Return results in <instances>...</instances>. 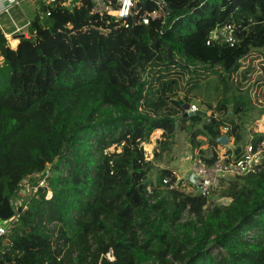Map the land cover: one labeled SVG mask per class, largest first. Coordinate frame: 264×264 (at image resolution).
Listing matches in <instances>:
<instances>
[{"label":"trees","instance_id":"16d2710c","mask_svg":"<svg viewBox=\"0 0 264 264\" xmlns=\"http://www.w3.org/2000/svg\"><path fill=\"white\" fill-rule=\"evenodd\" d=\"M67 2L43 1L17 49L0 30V264H264V153L249 174L222 178L213 194L229 203L209 207L211 196L164 186L171 170L153 184L144 148L162 130L154 158L170 152L181 130L212 165L223 137L235 158L264 142L247 128L264 104L242 90L241 70L264 56V0H166L164 11L139 0L127 26L92 0ZM227 24L235 44L207 45ZM47 169V187L21 196Z\"/></svg>","mask_w":264,"mask_h":264},{"label":"built area","instance_id":"2783aa9c","mask_svg":"<svg viewBox=\"0 0 264 264\" xmlns=\"http://www.w3.org/2000/svg\"><path fill=\"white\" fill-rule=\"evenodd\" d=\"M59 0H48L47 3H56ZM72 0H68L67 5L71 3ZM94 2L95 13L100 15H109L117 19V21H121L123 25L127 26V20L129 18L141 17L140 11L138 9L137 4L139 0H92ZM152 3L161 11H164L167 7L166 0H152ZM20 4L17 0H0V19L4 16H11V11ZM167 13V11L165 12ZM50 14L48 13V16ZM150 16L140 18L138 21L142 20L144 25H149ZM154 16H157L155 14ZM30 23H28L29 25ZM167 24V23H166ZM165 24V25H166ZM15 27L17 25L15 24ZM20 28L17 27L16 30L7 33L4 31L3 27H0V30L7 37H13V39L18 40L20 42V36L24 34H18L20 32ZM236 28L227 24L221 27H217L210 33V37L207 41V45L212 44H230L233 46L236 42L235 36ZM26 37V36H25ZM19 45V44H17ZM18 47V46H17ZM17 49V48H14ZM248 57H245L246 60ZM259 61L264 62V57L262 56ZM258 61V62H259ZM249 62L241 67V70H246L249 68ZM199 108L197 105H191L188 113L198 114ZM211 115V114H210ZM264 153V142L259 143L258 145L249 144L246 148L244 154L240 157L235 158L234 156H230L227 154L219 155V158L212 165L206 164L202 159L197 158L194 160L191 172L195 173L197 178L195 180L193 186V192L199 194L203 197H210L212 193L217 189L218 185L221 183L222 178L224 177H237V176H245L250 172L254 171L255 167L261 164L262 154ZM49 170L42 175L41 179L38 182L39 188L47 187V177ZM180 183H184L178 176H174V178H165L163 180L164 186H169V190L175 189ZM192 184V183H191ZM24 185V184H23ZM37 191V188H35ZM51 197V195H50ZM50 197L47 196V199ZM50 229L53 233V239L56 240L58 238L57 233L55 232L54 226L51 225ZM54 230V231H53ZM8 228L4 226H0V238L7 234ZM61 242H58L55 247L60 246ZM106 258L109 261H114V255L111 256V253L107 254Z\"/></svg>","mask_w":264,"mask_h":264},{"label":"rangeland","instance_id":"374dc122","mask_svg":"<svg viewBox=\"0 0 264 264\" xmlns=\"http://www.w3.org/2000/svg\"><path fill=\"white\" fill-rule=\"evenodd\" d=\"M20 2L18 6H16L12 11H11V16H4L0 19V27H3L4 31L7 33L14 31L19 27L20 32L18 34H24L28 38V34L30 33V24L34 21V17L36 13L39 11L40 7L42 6L43 1L47 2L48 0H17ZM15 24L17 27H15ZM85 34L90 35L92 32L90 30H85L83 31ZM106 33V32H104ZM95 36V42L100 43L102 42L107 35H103L101 33H94ZM8 44L11 48H17L18 40L13 39V37H7ZM261 53H253L251 54L246 60H244L241 64V67H243L244 64L249 62L248 66L249 69L251 70L250 73L248 74L246 82H243V88L242 90L245 91L249 89L250 96L255 102V106L258 110L261 107V102L264 104V99H263V90H264V62L259 61L260 58L263 55H260ZM264 57V56H263ZM259 61V62H258ZM2 63V58L0 57V64ZM205 83V82H204ZM245 83V84H244ZM203 100V99H202ZM259 100V101H258ZM195 104V103H194ZM197 105V104H195ZM198 107V106H197ZM199 108V107H198ZM257 111L254 110V116ZM258 127L255 126V123L248 124L247 128L250 130H253L256 128L257 130H260L261 127L262 129L264 128V121L259 120L257 123ZM154 136V134H153ZM249 136L248 138H250ZM152 138V137H151ZM153 143V142H152ZM145 151L147 155L149 156L150 160H152L156 164V169H154L149 177L150 181L153 184L157 183V178L160 173V170L163 169H173L174 171L177 172V175L179 178H183L185 180V168L187 167L190 163L189 157L191 156L190 149L191 146L189 144V139L187 134L184 131H178L176 133L175 139H174V144L172 145V149L170 152H165L161 153L159 157L154 158V152L153 148L150 147V142L149 144H146L145 146ZM157 149V145L155 147ZM114 148L111 149L113 151ZM161 152V151H159ZM192 152V151H191ZM151 154V156L149 155ZM180 166H185L183 170L181 169ZM179 171H183L182 173H179ZM41 175H36L32 180L28 179L27 181L24 182V185L22 186V193L21 196H27L29 192H31L32 189L35 190V187H32V185L35 186V182L38 183L39 180L41 179ZM186 181L184 183H180L179 185H183L184 189L187 192L193 193V186L186 184ZM221 184V183H220ZM220 184L218 185L217 189L220 187ZM216 189V190H217ZM216 192V191H215ZM213 194V193H212ZM51 195V197H50ZM52 192L48 191L47 196L50 197L49 199L52 198ZM226 203H229L228 200L221 199L219 196V193L217 191V194L211 195V199L209 201V207L214 206V205H225Z\"/></svg>","mask_w":264,"mask_h":264},{"label":"crops","instance_id":"0c3cea01","mask_svg":"<svg viewBox=\"0 0 264 264\" xmlns=\"http://www.w3.org/2000/svg\"><path fill=\"white\" fill-rule=\"evenodd\" d=\"M210 114H211V111H209L208 113H207V115L208 116H210ZM260 120H263L264 121V116H263V118L262 119H260ZM259 122V120H257V121H255L254 123H255V126L256 127H258V123ZM227 131V129H223V132L225 133ZM257 132H262V133H264V128L262 129V127H261V129L260 130H257ZM162 136H163V131L162 130H158V131H156L155 133H154V136H152V138H151V141H150V147L151 148H153V150H155V147H156V145H157V142L158 141H160V140H162ZM251 139V138H250ZM202 140V139H201ZM153 142V143H152ZM233 144H234V140L233 139H230V140H228L227 141V144H225V145H223V146H221V147H219L218 148V154L219 155H224V154H227V155H229V151L230 150H234V146H233ZM208 148H209V145H206V144H204L203 146H202V149L204 150V151H206V150H208ZM192 150L190 149V153H191V156L189 157V160H190V163L188 164V165H186L187 167L185 168V178L184 179H186L187 178V176H188V174L191 172V167H192V164H193V162H194V160L195 159H193V158H195L196 156H198L199 155V151L198 150H196V151H192ZM150 156H151V154H149ZM158 167V166H157ZM181 167V169L183 170V168L185 167V166H180ZM167 170H171L170 168L169 169H167ZM173 173H175L176 175H177V172L176 171H174L173 169L171 170ZM184 171V170H183ZM183 171H179V173H182ZM178 176V175H177ZM182 180H183V178H181Z\"/></svg>","mask_w":264,"mask_h":264},{"label":"water","instance_id":"95a60500","mask_svg":"<svg viewBox=\"0 0 264 264\" xmlns=\"http://www.w3.org/2000/svg\"><path fill=\"white\" fill-rule=\"evenodd\" d=\"M21 38H25V35H21V36H20V39H21ZM183 108H184V110H185L184 118L192 117V116L195 115V114H193V113H188V112H187V111L189 110V108H190V105H189V104H184ZM177 125H178V124H177ZM227 141H228L227 137H223V138H221V139L219 140V142L222 143L223 145L227 144ZM196 178H197V176H196V174L193 173V172H190V173L188 174V176H187V179H188L192 184L195 183ZM0 226H4V224H1V223H0ZM4 227L6 228V226H4ZM110 253H111V256H113V251H110Z\"/></svg>","mask_w":264,"mask_h":264},{"label":"clouds","instance_id":"9594fccd","mask_svg":"<svg viewBox=\"0 0 264 264\" xmlns=\"http://www.w3.org/2000/svg\"><path fill=\"white\" fill-rule=\"evenodd\" d=\"M13 49V48H12ZM195 105V104H194ZM184 113H185V110H184ZM212 114V113H211ZM146 145V144H145ZM145 148V147H144ZM148 156V155H147ZM148 159L150 160V158H149V156H148ZM176 174L175 173H173V176H172V178H174V176H175ZM177 176V175H176ZM181 179V178H180ZM182 180V179H181ZM188 179L186 178L185 180H182V181H187Z\"/></svg>","mask_w":264,"mask_h":264}]
</instances>
